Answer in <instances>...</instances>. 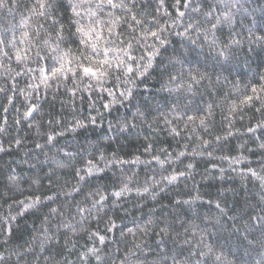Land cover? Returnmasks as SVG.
I'll list each match as a JSON object with an SVG mask.
<instances>
[{
	"label": "trees",
	"instance_id": "trees-1",
	"mask_svg": "<svg viewBox=\"0 0 264 264\" xmlns=\"http://www.w3.org/2000/svg\"><path fill=\"white\" fill-rule=\"evenodd\" d=\"M0 264H264V0H0Z\"/></svg>",
	"mask_w": 264,
	"mask_h": 264
}]
</instances>
